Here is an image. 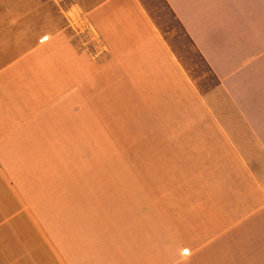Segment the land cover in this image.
I'll return each instance as SVG.
<instances>
[{
  "label": "crops",
  "instance_id": "crops-1",
  "mask_svg": "<svg viewBox=\"0 0 264 264\" xmlns=\"http://www.w3.org/2000/svg\"><path fill=\"white\" fill-rule=\"evenodd\" d=\"M0 4V264H264V0H83L100 42ZM16 5V4H15Z\"/></svg>",
  "mask_w": 264,
  "mask_h": 264
},
{
  "label": "rangeland",
  "instance_id": "rangeland-1",
  "mask_svg": "<svg viewBox=\"0 0 264 264\" xmlns=\"http://www.w3.org/2000/svg\"><path fill=\"white\" fill-rule=\"evenodd\" d=\"M141 1L201 89L206 91L215 86L218 79L167 2ZM20 3L9 2L6 7L0 4L4 12L16 14ZM94 4L83 0H27L25 3L27 16L33 12V17L37 15L36 20H39L43 34L46 35L48 30L58 31L61 40L69 38L75 43L82 44L85 49L86 44L100 42L99 35L89 18L93 11L90 7Z\"/></svg>",
  "mask_w": 264,
  "mask_h": 264
}]
</instances>
